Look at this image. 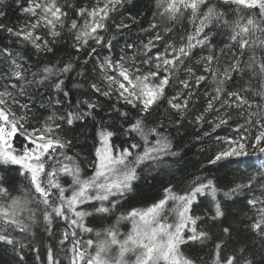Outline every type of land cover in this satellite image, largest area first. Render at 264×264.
<instances>
[{
    "label": "snow or ice",
    "instance_id": "6c2138e0",
    "mask_svg": "<svg viewBox=\"0 0 264 264\" xmlns=\"http://www.w3.org/2000/svg\"><path fill=\"white\" fill-rule=\"evenodd\" d=\"M128 2L14 0L24 19L9 25L0 0V34L18 46L0 45V252L12 254L10 264H27L25 249L35 253V264H201L203 257L185 249L205 246L212 237L200 223L215 228L224 216L218 181L195 175L186 189H174L173 169L184 157L171 130L184 126L203 89L202 111H191L189 123L198 126L197 141L215 140L218 148L201 167H234L223 196L242 197L252 212V243H232L230 228L221 225L211 264H264V191L256 195L264 188V159L258 167L242 159L249 149L264 156V0H150L152 19L139 28L150 33L146 42L124 41L117 53V37L143 15H132ZM184 21L177 43L172 33ZM64 30L74 53L52 63L48 54L55 57ZM82 52L91 74L79 63ZM78 68L82 81L72 87L84 98L73 104L66 80ZM100 112L106 116L97 120ZM89 119L94 151L81 159L71 154L78 139L70 133ZM223 128L230 134L220 135ZM157 185L163 195L136 207L144 188ZM201 197L212 202L206 218L195 214ZM89 217L107 226L96 231ZM122 222L131 226L126 233ZM45 236L53 243L45 245Z\"/></svg>",
    "mask_w": 264,
    "mask_h": 264
},
{
    "label": "trees",
    "instance_id": "16d2710c",
    "mask_svg": "<svg viewBox=\"0 0 264 264\" xmlns=\"http://www.w3.org/2000/svg\"><path fill=\"white\" fill-rule=\"evenodd\" d=\"M94 1L95 0H68V2L73 5L79 4L81 6H87L90 3H94ZM61 2H63V0H61ZM149 2L150 0H129L127 8L131 12V14L136 15L137 12H140L143 13V15L139 17V22L132 27L131 31L124 30L123 35L117 37L121 41L120 45H118L116 48L117 53H119L120 47L123 46L124 41H132L135 40L138 36H140L146 42L147 36L150 35V33H140L139 28L141 25L147 28L150 20L152 19L151 11H149ZM133 4L135 5V7L132 6ZM4 10L6 12V22L9 23V25H19L23 23L24 18L21 13L17 10L14 0H6ZM69 11L71 12V9H69ZM129 11L124 12V15L122 17H119L116 22L118 23L120 22V20H126L129 16ZM128 22L131 23V21ZM186 28H188L187 21H184L182 24H177L174 32L172 33V39L179 43V38L181 35H184ZM112 31L115 32V28H113ZM68 35L69 34L67 33V31L64 30L62 32V36L57 38L59 40V43L53 45L54 49L56 50L55 57H52L51 54H48L52 63H55L58 60H63L67 62L71 58L69 56V53H74V49L71 48L72 41L68 39ZM47 38L51 39V37ZM216 39L217 41H220L225 38L223 36H218ZM0 45H9L12 48L18 47L16 45H10L9 40L5 39L4 34H0ZM158 47L162 51L163 42H160V45ZM77 55L81 56V60L79 62L81 67H86L88 73L91 74L92 65H83V58H85V54L82 52ZM72 62L74 64L77 63L75 59H72ZM41 63H49V59L41 57ZM192 63L195 64V61L193 60ZM226 63L227 58L222 57L221 67H224ZM79 71V68L76 69V71L71 74V78L66 80V84L68 85V89L71 93L70 99L73 104L76 102L77 99L84 98L83 95H77L78 92L82 93L83 89H76L72 87L74 82L82 81V78L78 75ZM181 75L186 74L181 73ZM238 83L243 84L244 81L238 80ZM253 84H255V81H253ZM0 87H2V82H0ZM202 93L203 89H201L200 99L193 104L191 110L195 111L196 114H198L199 111H202V108H198V105L205 103ZM46 102L47 101L45 100V103ZM161 111L163 112L164 110L161 109ZM191 111L189 115L185 117L184 126L179 131H176L175 129L171 130L172 135L174 137L175 150L179 151L184 157V159L181 160L178 165L174 166L173 174L175 176V181L173 186L176 191H180L181 188L186 189L191 183V178H194L195 175H209L211 178H214V180L218 181L217 198L221 202L222 210L224 211V216L221 217L219 220L215 221L217 225V227L215 228L211 227V224L213 223L212 221H209L207 225L200 223V227L207 229L209 231V235L212 237V239L209 240L205 246L196 243L192 246V248L185 249V252L190 254L193 258L203 257V261H201V264H203L204 261H206L207 264H211L209 253L212 252L214 249V241H216L218 237L222 236L221 225L223 227L230 228L232 233V243H235L237 240L247 244L252 243V240L250 239L251 233H249L246 229L248 217L252 214V212L248 208L246 203L241 202L242 197H235L234 200H226L223 196V192L228 190L229 182L234 179V176L232 174L234 171V167L233 169L222 168L217 171L216 166L208 165L207 168L212 169L211 172H208L206 168L201 167L202 162L203 164L207 165V156L218 148V144L215 140H196L195 137L198 126L193 123H189L190 120H194L195 118L194 115L191 114ZM105 116V112H100L97 116V120H99L100 117ZM108 123L110 124L111 121H109ZM205 127H207V125ZM230 131L231 130L228 128L218 130L219 134L222 136L230 134ZM94 134L95 129L93 127V121L91 119H89L86 123L77 122L73 126V130L70 133L71 136L76 137L78 139V143L72 150L71 154L75 155L76 153H80L81 159H83L85 156L91 157V152L94 151L92 147V138ZM249 151L252 153L251 156L242 159H250L254 161L256 166L258 167L261 159H264V156H262L258 150L249 149ZM83 167L86 170L87 164L85 163ZM253 171V169H245L244 166H241L240 168V172H246L248 174H252ZM239 174V172L236 173L237 176ZM163 178L167 179V177ZM260 191H264V188L257 190V196L259 195ZM156 194L163 195V190L159 188V185H157L155 188L145 187L142 193L141 201L136 204V207H146L147 204H145L143 201L147 200L148 203H151L150 198ZM200 200L202 201V203L197 206L195 214L206 218L208 213L212 211L211 198L201 197ZM117 215H119V213ZM86 223H88V226L95 228L96 231H100L102 230V227L107 226L106 222L101 225L98 221H93L91 217L87 218ZM57 230L62 231L63 229L58 227ZM85 238H87V234H85ZM50 243H53V241L47 236H45L44 244L48 245ZM37 246H39V241H37ZM232 251L233 248L230 244L229 247L224 249V254L228 255ZM24 254L27 257V264H35V253H29L28 250L25 249ZM11 255L12 254L10 252L7 254L0 252V264H10Z\"/></svg>",
    "mask_w": 264,
    "mask_h": 264
},
{
    "label": "rangeland",
    "instance_id": "374dc122",
    "mask_svg": "<svg viewBox=\"0 0 264 264\" xmlns=\"http://www.w3.org/2000/svg\"><path fill=\"white\" fill-rule=\"evenodd\" d=\"M71 193L69 192V195H70ZM119 227H120V230H121V232H124V233H126L127 231H129L130 230V225L129 224H127L126 222H122L120 225H119ZM94 238V237H93Z\"/></svg>",
    "mask_w": 264,
    "mask_h": 264
},
{
    "label": "bare ground",
    "instance_id": "6f19581e",
    "mask_svg": "<svg viewBox=\"0 0 264 264\" xmlns=\"http://www.w3.org/2000/svg\"><path fill=\"white\" fill-rule=\"evenodd\" d=\"M95 2V1H94Z\"/></svg>",
    "mask_w": 264,
    "mask_h": 264
}]
</instances>
